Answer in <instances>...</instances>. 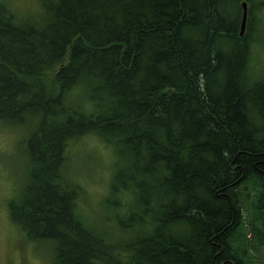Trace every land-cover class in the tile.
<instances>
[{"label": "trees", "instance_id": "16d2710c", "mask_svg": "<svg viewBox=\"0 0 264 264\" xmlns=\"http://www.w3.org/2000/svg\"><path fill=\"white\" fill-rule=\"evenodd\" d=\"M244 1L0 0V129L26 136L9 215L50 264H257L264 0L241 35ZM84 139L110 163L93 211Z\"/></svg>", "mask_w": 264, "mask_h": 264}, {"label": "rangeland", "instance_id": "374dc122", "mask_svg": "<svg viewBox=\"0 0 264 264\" xmlns=\"http://www.w3.org/2000/svg\"><path fill=\"white\" fill-rule=\"evenodd\" d=\"M263 1V0H261ZM18 131L12 134L0 129V264H50L51 251L47 246H38L26 241L24 233L14 223L9 215V203L17 195L23 178V139ZM90 140H81L74 145L71 155V166L82 179L81 182L88 188L89 197L85 203L87 211L99 206L101 194L105 192V186L110 171V163L101 152L92 153L88 148ZM84 161L80 169L77 164ZM102 163L97 164L98 161ZM251 195L244 202V214L247 222L254 221V204L257 191L248 190ZM255 197V198H254ZM93 209V210H92ZM253 238V234L248 235ZM254 244V243H253ZM249 254L253 253L257 264H264V247L254 249L247 246Z\"/></svg>", "mask_w": 264, "mask_h": 264}, {"label": "water", "instance_id": "95a60500", "mask_svg": "<svg viewBox=\"0 0 264 264\" xmlns=\"http://www.w3.org/2000/svg\"><path fill=\"white\" fill-rule=\"evenodd\" d=\"M247 19H248V2L245 0L243 2V17L241 22V35L245 33L247 29Z\"/></svg>", "mask_w": 264, "mask_h": 264}]
</instances>
